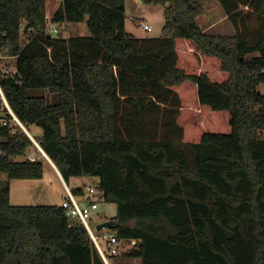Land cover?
<instances>
[{"label": "trees", "instance_id": "trees-1", "mask_svg": "<svg viewBox=\"0 0 264 264\" xmlns=\"http://www.w3.org/2000/svg\"><path fill=\"white\" fill-rule=\"evenodd\" d=\"M146 1L165 6L160 36L127 31L126 0H61L52 21L90 30L69 37L47 29V0H0L9 103L67 183L98 176L117 203L110 258L264 264V0H217L234 34L206 32L194 0ZM0 138V264H106L61 203H11V180L46 159L19 158L37 149L22 131Z\"/></svg>", "mask_w": 264, "mask_h": 264}, {"label": "rangeland", "instance_id": "rangeland-1", "mask_svg": "<svg viewBox=\"0 0 264 264\" xmlns=\"http://www.w3.org/2000/svg\"><path fill=\"white\" fill-rule=\"evenodd\" d=\"M61 0H47V15L52 17L54 11L58 7ZM198 7L197 21L205 29L206 32L211 34H231L229 29L231 28L235 31L232 23L228 20V28L223 27V21L220 22L217 2L215 0H194L193 1ZM127 14L128 18L126 20V29L128 32L139 36H160L162 34L163 26L166 21L165 17V6L162 3H151L146 0H126ZM169 5V2L166 4ZM217 19V20H216ZM148 20V21H147ZM141 21L148 22L152 25V30H146L141 25ZM215 26V28L206 30L207 26ZM55 26L59 29V33L50 32L53 35H62L63 37H69L72 35H86L90 34L87 22H63L56 23ZM210 27V26H209ZM25 35H22V39H25ZM28 39V37H26ZM17 63V58L10 57L3 59L0 63L1 67H6L10 69L14 67ZM260 90L264 93V82L260 84ZM36 94L46 95L50 102H56L58 100L57 94L51 93L46 89L39 88L35 90ZM27 128L31 133L39 137L43 134L41 127L35 124L27 125ZM37 146V145H36ZM36 154L37 157H44V175L42 178H14L11 180V203L16 205H37V204H58L63 196H66L65 183L52 169L50 162L46 156H42L43 153L40 152L38 146L37 149L31 151ZM40 152V153H39ZM42 154V155H41ZM19 158L23 159L22 156ZM48 160V161H47ZM98 176H73L67 183L70 188H75L79 186L93 185L96 187V192L90 194L91 197L98 201L99 208L96 210L95 214L91 218V225L96 228L97 224L104 221L107 217L113 218L117 215L118 205L115 202H108L102 198V192L98 187L99 183ZM88 195V193H87ZM82 203L85 199L80 198ZM61 203V202H60ZM112 228H104L97 230L102 231H112ZM121 263V264H139V258H129L117 256L113 259L111 258V264Z\"/></svg>", "mask_w": 264, "mask_h": 264}, {"label": "built area", "instance_id": "built-area-1", "mask_svg": "<svg viewBox=\"0 0 264 264\" xmlns=\"http://www.w3.org/2000/svg\"><path fill=\"white\" fill-rule=\"evenodd\" d=\"M47 17V29L53 30L55 33H59V29L55 26V22L52 21V17L46 15ZM142 27L146 30H152L153 27L150 23L145 21H141ZM24 30V28H23ZM28 37V36H27ZM13 57L12 55L7 54L6 48L0 46V63L3 59ZM16 71V65L10 69H6V67H1L0 73L4 75H8L11 72ZM0 126H7L10 129L11 134H15L19 131L26 133L33 142L38 146L39 150L43 153L44 156H48L44 149L41 147L40 143L36 139V137L31 133V131L27 128V124L24 123L19 116L14 112L13 108L11 107L5 90L2 86L1 78H0ZM3 139L0 138V141ZM5 153V148L0 146V154ZM23 159H28L31 161H36L38 157L36 154L30 152L25 156H22ZM7 178V174L4 172H0V180H4ZM85 189L88 193L86 195L87 199H90L91 195L96 192V187L93 185L85 186ZM66 197L61 201V204L66 209L68 215L74 221H80L85 225L87 228L90 237L93 239L95 244L97 245L103 259L105 260L106 264H111L110 255L116 254L119 252V241L117 235L113 231H102L98 232L96 228L91 225V218L95 214L96 210L99 208L98 201H95L92 197V200L88 202L82 203L81 199H79L73 192L72 189L66 185Z\"/></svg>", "mask_w": 264, "mask_h": 264}, {"label": "crops", "instance_id": "crops-1", "mask_svg": "<svg viewBox=\"0 0 264 264\" xmlns=\"http://www.w3.org/2000/svg\"><path fill=\"white\" fill-rule=\"evenodd\" d=\"M216 2H217V6H218V8H217V11H218V15H219V19H220V22L221 21H223V27L222 28H228V16H227V14L225 13V11H224V9H223V7L221 6V4L219 3V1H217V0H215ZM60 4V3H59ZM125 5H126V3H125ZM59 6V5H58ZM58 8V7H57ZM56 8V9H57ZM56 11V10H55ZM54 11V12H55ZM126 14H127V7H126ZM53 15V14H52ZM127 16H128V14H127ZM217 20V19H216ZM148 21V20H147ZM148 23V22H147ZM210 26V27H209ZM209 26H207V28H206V30L207 31H209L210 29H213V28H215V26H211L210 24H209ZM205 30V29H204ZM229 31H230V33L231 34H234V30H233V32H231L232 31V29L230 28L229 29ZM14 58H16V57H14ZM50 162V161H49ZM50 164H51V166H52V169L56 172V174H58V176L61 178V180H63V182L65 183V185H68L67 184V182L65 181V179H64V177H63V175L61 174V172H60V170H59V168H57L55 165H53L51 162H50ZM64 197L65 196H63L62 198H61V200L59 201V203L64 199ZM82 201V200H81ZM84 202V201H83ZM108 218V217H107Z\"/></svg>", "mask_w": 264, "mask_h": 264}, {"label": "water", "instance_id": "water-1", "mask_svg": "<svg viewBox=\"0 0 264 264\" xmlns=\"http://www.w3.org/2000/svg\"><path fill=\"white\" fill-rule=\"evenodd\" d=\"M47 158L53 165H55L57 167V165L54 163V161L49 156H47ZM115 224H116V220L115 219L106 218L104 221L98 223L96 227H97L98 230H101V229H104V228H112Z\"/></svg>", "mask_w": 264, "mask_h": 264}]
</instances>
